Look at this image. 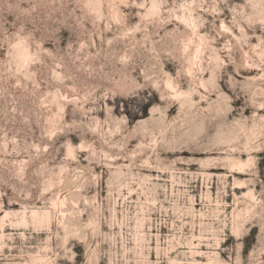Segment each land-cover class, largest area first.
Returning a JSON list of instances; mask_svg holds the SVG:
<instances>
[{
	"label": "rangeland",
	"instance_id": "374dc122",
	"mask_svg": "<svg viewBox=\"0 0 264 264\" xmlns=\"http://www.w3.org/2000/svg\"><path fill=\"white\" fill-rule=\"evenodd\" d=\"M0 264H264V0H0Z\"/></svg>",
	"mask_w": 264,
	"mask_h": 264
}]
</instances>
